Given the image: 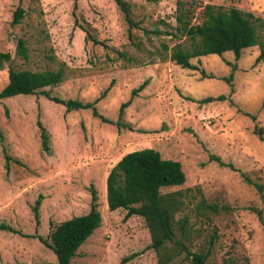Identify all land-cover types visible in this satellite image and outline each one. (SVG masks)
I'll use <instances>...</instances> for the list:
<instances>
[{"label":"rangeland","instance_id":"374dc122","mask_svg":"<svg viewBox=\"0 0 264 264\" xmlns=\"http://www.w3.org/2000/svg\"><path fill=\"white\" fill-rule=\"evenodd\" d=\"M126 1L140 27L163 33L130 31L115 0H77L76 9L74 0H0V54L8 56L0 57V90L10 66L63 65V81L47 90L94 102L111 120L93 116L91 108L68 111L41 94L0 99V224L17 231L0 229V264H57L39 236L49 240L54 225L87 213L92 189L102 222L71 263L157 264L143 218L125 217L121 208L111 211L106 201L109 170L125 153L147 147L182 164L185 182L162 192L183 193L176 217H188L183 239L189 248L205 251L213 240L209 264L246 258L264 264V224L253 211L261 209L264 216V189L260 193L244 177L264 186V132L261 139L255 131L256 125L264 128L258 46L243 49L238 60L227 51L192 58L198 69L182 68L168 54L186 37L166 33L176 25L178 0ZM182 1L192 9L193 23L202 20L206 4L235 6L264 18V0ZM17 7L24 15L13 23ZM19 38L25 40L27 59L16 52ZM129 99L119 118L120 105ZM38 121L49 133V151L42 149ZM39 196L36 220L32 207ZM132 253L138 255L122 261ZM182 264L190 263L183 259Z\"/></svg>","mask_w":264,"mask_h":264},{"label":"trees","instance_id":"16d2710c","mask_svg":"<svg viewBox=\"0 0 264 264\" xmlns=\"http://www.w3.org/2000/svg\"><path fill=\"white\" fill-rule=\"evenodd\" d=\"M154 1V0H149ZM122 11L124 19L131 31L132 28H141L145 34L160 35L162 30L147 29L139 26L131 13V5L126 0H115ZM77 0H74V9ZM24 15L21 7H17L13 16V23H18ZM193 11L182 0L177 1L175 13L176 25L174 30L167 31L173 37L185 36L186 43H177L170 48L169 58L182 68L198 69L191 62L192 58L207 54H223L232 51L238 60L242 50L257 45L259 53L255 62H263L264 65V18L255 16L252 12L241 10L235 6L224 7L221 5L206 4L203 10L202 20L193 23ZM87 36L91 34L85 28ZM94 43H100L96 38H90ZM186 44L187 46H185ZM16 52L22 58H28V49L25 40L19 38L16 43ZM1 58H7L6 54H0ZM1 63V59H0ZM64 79V66L56 69L30 70L8 68V82L0 90V99L17 94H41L51 101L60 103L66 110L91 108L93 116L101 118L105 122L111 120L105 118L97 111L94 102H82L76 98H60L52 95L47 88L59 85ZM229 79H232L230 76ZM146 85L144 81L132 94H136ZM223 98L222 96H220ZM130 99L123 102L119 108V118L128 106ZM42 149L49 151V133L38 121ZM262 138L264 132L262 126H255ZM6 166L8 159L6 155ZM218 159V157H215ZM16 163L20 162L14 160ZM224 163V162H222ZM232 167V165H231ZM245 180L262 193L263 184L253 182L244 174ZM186 180L182 164L178 160L162 157L161 153L151 147L133 150L125 153L108 172L106 177V201L109 210L125 209V217L137 215L143 218L148 228L151 244L155 251L157 264H182L183 259L190 264H209L208 257L213 240L209 241L207 250L192 251L183 237L188 231V217L177 218L176 214L183 209L184 198L181 190L162 192L163 188L182 185ZM39 196L32 209L38 220L40 205ZM204 200L201 199L200 206ZM204 206V205H203ZM214 212L218 211L217 205L208 206ZM260 221L264 224L263 211L253 209ZM102 222V216L98 209L97 195L91 190V204L87 213L73 216L64 220L52 228L49 240L39 236V239L53 250L57 258V264H72L71 260L76 255L78 248L97 229ZM0 229L17 232L11 226L0 224ZM177 232L180 234L177 237ZM138 253H132L123 258L127 261L135 258ZM239 264H250L246 258Z\"/></svg>","mask_w":264,"mask_h":264}]
</instances>
